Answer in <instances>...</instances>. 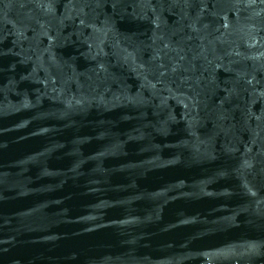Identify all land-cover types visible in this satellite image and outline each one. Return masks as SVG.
<instances>
[{"label": "water", "instance_id": "obj_1", "mask_svg": "<svg viewBox=\"0 0 264 264\" xmlns=\"http://www.w3.org/2000/svg\"><path fill=\"white\" fill-rule=\"evenodd\" d=\"M0 264H264V0H0Z\"/></svg>", "mask_w": 264, "mask_h": 264}]
</instances>
